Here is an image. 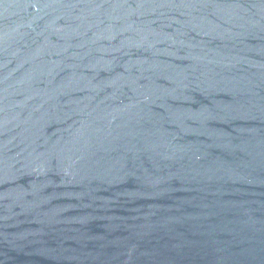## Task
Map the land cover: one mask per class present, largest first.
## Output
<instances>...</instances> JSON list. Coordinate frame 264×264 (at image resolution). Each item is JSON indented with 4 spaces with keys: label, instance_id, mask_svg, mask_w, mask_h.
<instances>
[{
    "label": "water",
    "instance_id": "water-1",
    "mask_svg": "<svg viewBox=\"0 0 264 264\" xmlns=\"http://www.w3.org/2000/svg\"><path fill=\"white\" fill-rule=\"evenodd\" d=\"M0 264H264V0H0Z\"/></svg>",
    "mask_w": 264,
    "mask_h": 264
}]
</instances>
